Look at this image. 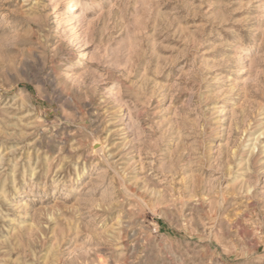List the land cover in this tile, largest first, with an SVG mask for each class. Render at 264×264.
<instances>
[{
    "label": "rangeland",
    "instance_id": "374dc122",
    "mask_svg": "<svg viewBox=\"0 0 264 264\" xmlns=\"http://www.w3.org/2000/svg\"><path fill=\"white\" fill-rule=\"evenodd\" d=\"M0 264H264V0H0Z\"/></svg>",
    "mask_w": 264,
    "mask_h": 264
},
{
    "label": "bare ground",
    "instance_id": "6f19581e",
    "mask_svg": "<svg viewBox=\"0 0 264 264\" xmlns=\"http://www.w3.org/2000/svg\"><path fill=\"white\" fill-rule=\"evenodd\" d=\"M77 9H78V7H77V4L76 3H73V5H72V8H71V11H73V12H71V13H68V16H73V17H75L76 16V14H75V12L77 11ZM84 16H83V14H79L78 16H77V18L79 19V18H83ZM253 146V148H252V151H251V156L252 155H254V153H255V151H256V149H257V142L256 143H254V145H252ZM95 150V149H94ZM94 154V153H93Z\"/></svg>",
    "mask_w": 264,
    "mask_h": 264
}]
</instances>
